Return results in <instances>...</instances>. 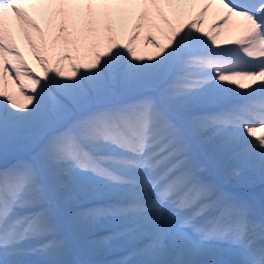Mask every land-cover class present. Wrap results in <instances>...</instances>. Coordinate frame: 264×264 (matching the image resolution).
Instances as JSON below:
<instances>
[{"label": "snow or ice", "instance_id": "obj_1", "mask_svg": "<svg viewBox=\"0 0 264 264\" xmlns=\"http://www.w3.org/2000/svg\"><path fill=\"white\" fill-rule=\"evenodd\" d=\"M0 264H264V0H0Z\"/></svg>", "mask_w": 264, "mask_h": 264}, {"label": "bare ground", "instance_id": "obj_2", "mask_svg": "<svg viewBox=\"0 0 264 264\" xmlns=\"http://www.w3.org/2000/svg\"><path fill=\"white\" fill-rule=\"evenodd\" d=\"M213 23V17L211 15V13L209 14L208 18L206 19L205 21V24H204V28L205 30H207L210 25ZM126 38V37H125ZM225 39L224 36H221L220 37V40L223 41ZM223 46V45H222ZM20 47H21V51L25 54V57L26 59H30V53H29V50L27 49V46L21 41L20 42ZM142 51L147 54V53H150L151 51H153L151 48H147V49H142Z\"/></svg>", "mask_w": 264, "mask_h": 264}, {"label": "rangeland", "instance_id": "obj_3", "mask_svg": "<svg viewBox=\"0 0 264 264\" xmlns=\"http://www.w3.org/2000/svg\"><path fill=\"white\" fill-rule=\"evenodd\" d=\"M28 60H29L30 63H33V65H34V62L31 60V58L28 59ZM37 71H39L38 68H37ZM116 252H119V251H115V252H112V253H110V254H113V255H114V254H116ZM110 254H106V255H104L103 257H100V258H106V257H109Z\"/></svg>", "mask_w": 264, "mask_h": 264}]
</instances>
